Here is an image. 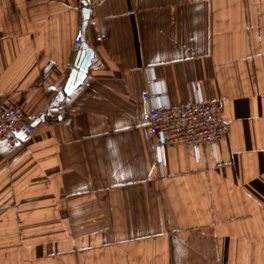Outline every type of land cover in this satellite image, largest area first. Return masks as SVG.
<instances>
[{"label": "crops", "instance_id": "0c3cea01", "mask_svg": "<svg viewBox=\"0 0 264 264\" xmlns=\"http://www.w3.org/2000/svg\"><path fill=\"white\" fill-rule=\"evenodd\" d=\"M83 1L0 0V106L33 125L0 142V264H264V0H91L67 95ZM148 91L228 133L160 160Z\"/></svg>", "mask_w": 264, "mask_h": 264}, {"label": "built area", "instance_id": "2783aa9c", "mask_svg": "<svg viewBox=\"0 0 264 264\" xmlns=\"http://www.w3.org/2000/svg\"><path fill=\"white\" fill-rule=\"evenodd\" d=\"M83 21L74 40V50L79 51L83 43ZM158 96L151 92L143 95L147 108V127L155 138V150L160 160L169 144L184 143L193 148L208 143L215 144L229 131L220 108L206 103L200 96L184 107L168 103L156 104ZM63 115L65 109H60ZM23 109L16 103L0 106V142L6 138L20 141L33 132V125L26 121Z\"/></svg>", "mask_w": 264, "mask_h": 264}, {"label": "water", "instance_id": "95a60500", "mask_svg": "<svg viewBox=\"0 0 264 264\" xmlns=\"http://www.w3.org/2000/svg\"><path fill=\"white\" fill-rule=\"evenodd\" d=\"M90 4H91V0H85L82 3L84 7L83 22H82L83 32L85 26L87 25L86 22H88L91 15V11L89 9ZM93 57H94L93 49L89 48L87 44H83L76 56V62H77L76 69L71 72L65 88V92L67 95H71L73 93V90H75L84 81L85 76L87 75L88 70L92 65ZM44 118L45 117L42 116L41 119L36 121V124H38ZM23 140L24 138H22L20 141H14V144L18 146L21 144Z\"/></svg>", "mask_w": 264, "mask_h": 264}, {"label": "trees", "instance_id": "16d2710c", "mask_svg": "<svg viewBox=\"0 0 264 264\" xmlns=\"http://www.w3.org/2000/svg\"><path fill=\"white\" fill-rule=\"evenodd\" d=\"M70 102H71L70 98L66 95L59 97L58 100L55 101V103H54V109L52 108L54 112L53 111L52 112L55 113L56 111L59 110V106H60L59 104L64 103L65 106H68Z\"/></svg>", "mask_w": 264, "mask_h": 264}]
</instances>
